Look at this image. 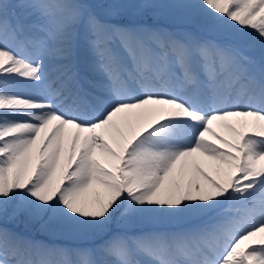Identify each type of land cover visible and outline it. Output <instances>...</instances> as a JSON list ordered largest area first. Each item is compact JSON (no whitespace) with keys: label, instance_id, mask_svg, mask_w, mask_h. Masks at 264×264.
Listing matches in <instances>:
<instances>
[{"label":"snow or ice","instance_id":"6c2138e0","mask_svg":"<svg viewBox=\"0 0 264 264\" xmlns=\"http://www.w3.org/2000/svg\"><path fill=\"white\" fill-rule=\"evenodd\" d=\"M0 264H264V0H0Z\"/></svg>","mask_w":264,"mask_h":264},{"label":"rangeland","instance_id":"374dc122","mask_svg":"<svg viewBox=\"0 0 264 264\" xmlns=\"http://www.w3.org/2000/svg\"><path fill=\"white\" fill-rule=\"evenodd\" d=\"M91 3L94 4H103L107 3L108 0H90ZM122 23H148L150 25H154L161 28H166L172 31H191L198 33V22L190 17H187L179 12L175 11H161L158 14L150 13L143 16H138L135 13H129L124 17L121 21ZM246 54L253 56L255 59L259 60L260 52L259 48L254 51H247ZM258 55V57H257ZM21 225H24L21 223ZM19 230V229H17ZM131 231V232H138L140 228H132V229H125L123 227H118L115 223L111 226V229L108 235H111L115 232H122V231ZM144 230H147L146 228Z\"/></svg>","mask_w":264,"mask_h":264},{"label":"bare ground","instance_id":"6f19581e","mask_svg":"<svg viewBox=\"0 0 264 264\" xmlns=\"http://www.w3.org/2000/svg\"><path fill=\"white\" fill-rule=\"evenodd\" d=\"M9 227H13V225H9ZM15 230L22 232L24 235H27L30 238L45 241L48 243H67L73 246H88L92 243L91 241L73 240L63 236L50 235L48 233L42 232L38 224H29L27 226H25V224H20L18 227L15 228ZM105 238H107V236H105Z\"/></svg>","mask_w":264,"mask_h":264}]
</instances>
